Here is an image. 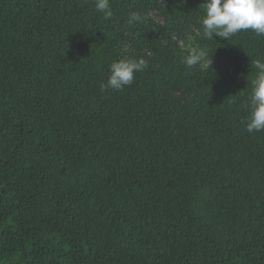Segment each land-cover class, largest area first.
<instances>
[{
  "label": "trees",
  "instance_id": "1",
  "mask_svg": "<svg viewBox=\"0 0 264 264\" xmlns=\"http://www.w3.org/2000/svg\"><path fill=\"white\" fill-rule=\"evenodd\" d=\"M204 2L0 0V264H264V36L205 38Z\"/></svg>",
  "mask_w": 264,
  "mask_h": 264
},
{
  "label": "clouds",
  "instance_id": "2",
  "mask_svg": "<svg viewBox=\"0 0 264 264\" xmlns=\"http://www.w3.org/2000/svg\"><path fill=\"white\" fill-rule=\"evenodd\" d=\"M203 17L200 21L202 34L213 40V36L229 40L242 30H251L257 36H264V0H205L201 4ZM97 12L103 14L104 19L113 17L110 0H94ZM141 16L132 13L128 23L139 22ZM208 59L204 51L194 50L184 58L188 68L199 65ZM208 62V68L211 64ZM148 66L144 58L120 59L109 65V75L106 83L101 84V90H121L130 86L136 72L143 71ZM255 77L251 80L249 96V114L245 121L246 131L249 133L264 131V61H254Z\"/></svg>",
  "mask_w": 264,
  "mask_h": 264
},
{
  "label": "rangeland",
  "instance_id": "3",
  "mask_svg": "<svg viewBox=\"0 0 264 264\" xmlns=\"http://www.w3.org/2000/svg\"><path fill=\"white\" fill-rule=\"evenodd\" d=\"M147 18L153 21H156L158 23H162V19L159 14H157L154 11H151L148 15ZM180 48L184 51H189V54H191L194 50L196 49L195 43H194V38L193 36L189 35L186 39L185 42L180 43Z\"/></svg>",
  "mask_w": 264,
  "mask_h": 264
}]
</instances>
